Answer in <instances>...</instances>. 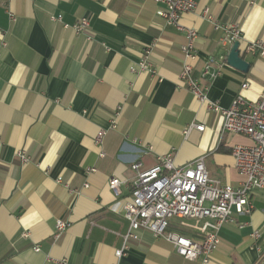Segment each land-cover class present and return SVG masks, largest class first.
Here are the masks:
<instances>
[{"label":"crops","instance_id":"0c3cea01","mask_svg":"<svg viewBox=\"0 0 264 264\" xmlns=\"http://www.w3.org/2000/svg\"><path fill=\"white\" fill-rule=\"evenodd\" d=\"M162 7L153 0H0V40L6 42L0 49V264L257 263L258 249L264 250L259 189L251 193L249 214L233 213L234 222L221 225L207 262L182 257L145 228L126 240L121 258L114 255L128 221L112 207L129 196L135 160L150 167L170 153L182 165L204 155L210 177L232 186L243 179L230 148L248 139L223 133L221 115L207 110L179 77L185 29L197 35L194 74L208 56L227 57L231 47L220 45L221 32L202 18L204 9L219 23L240 27L239 53L249 64L243 72L225 61L209 82L208 99L228 107L236 94L255 101L264 89V56L244 52L247 43L264 42V0H196L195 10L178 18L182 28L158 15ZM57 15L60 21L52 20ZM84 16L85 33L64 27ZM145 47L155 75L137 68ZM189 123L204 128L185 136ZM99 131L104 135L96 143ZM19 150L30 162L20 164ZM113 176L125 181L119 196L107 185ZM57 219L67 226L54 239ZM168 229L200 238L176 218Z\"/></svg>","mask_w":264,"mask_h":264},{"label":"built area","instance_id":"2783aa9c","mask_svg":"<svg viewBox=\"0 0 264 264\" xmlns=\"http://www.w3.org/2000/svg\"><path fill=\"white\" fill-rule=\"evenodd\" d=\"M153 1L163 5L158 15L164 18L168 25L177 28H182L178 23L179 16L196 8V0ZM6 12L9 21H15V15L9 7ZM51 18L60 21L58 15ZM202 18L210 22L214 30L221 32L219 37L221 46H231L235 41H240L242 34L236 23H219L208 9L202 11ZM88 26L89 18L86 16L79 18L72 25L64 24V27H71L76 33H85ZM196 37L194 29H185L186 40L180 46L182 68L179 77L185 89L196 100L205 103L207 110L221 115L223 133L244 136L249 140V143H237L230 148L235 169L243 179L237 186H232L210 177L204 155L182 165L174 164L170 153L157 156L156 162L150 167H144L140 160H135L130 165L133 174L129 180V196L125 199L118 198L112 207L113 210L121 209L128 221L124 243L114 252L117 260L126 251V240L134 237L135 230L145 228L155 237H161L169 242L182 257L200 258L202 262H207L219 244L218 231L221 225L234 222L233 213L249 214L253 208L252 191L264 190V89L255 101L246 99L240 93L236 94L228 107L208 99L209 82L220 74V69L226 61V54L208 56L199 72L194 74V63L197 60L194 48ZM86 39L91 40V35L86 34ZM5 45V40L1 39L0 49ZM244 52L264 56V42L260 40L249 42L245 45ZM150 53V47L143 49L137 68L155 75V69L150 62ZM246 87V83L241 85V88ZM120 110L121 108H118L110 127L115 128ZM203 128L202 123H189L182 132L187 136L192 130L202 131ZM103 135L104 131H99L95 142L100 143ZM16 157L20 164L31 160L23 150L17 151ZM86 170L91 172L93 168L87 167ZM123 183L125 181L113 176L109 178L107 185L115 195L119 196L120 186ZM173 218L178 219L180 226L197 231L200 238L192 239L169 230L168 226ZM66 226L65 221L57 219L53 238L57 239ZM251 237L257 240L260 237L259 231H253ZM256 264H264L262 249H258Z\"/></svg>","mask_w":264,"mask_h":264},{"label":"water","instance_id":"95a60500","mask_svg":"<svg viewBox=\"0 0 264 264\" xmlns=\"http://www.w3.org/2000/svg\"><path fill=\"white\" fill-rule=\"evenodd\" d=\"M238 46H239L238 41H235L231 45L229 52L227 54V57H226V61L230 66L240 71L246 72L249 67V64L240 55Z\"/></svg>","mask_w":264,"mask_h":264},{"label":"rangeland","instance_id":"374dc122","mask_svg":"<svg viewBox=\"0 0 264 264\" xmlns=\"http://www.w3.org/2000/svg\"><path fill=\"white\" fill-rule=\"evenodd\" d=\"M239 136H240V135H239ZM242 137H244V136H242ZM239 141H240V142H244V141H245V142L249 143V141L246 140V139H242V140H239ZM240 142H239V143H240Z\"/></svg>","mask_w":264,"mask_h":264}]
</instances>
